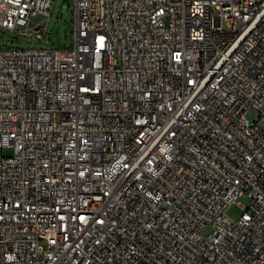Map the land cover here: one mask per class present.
<instances>
[{
	"label": "built area",
	"instance_id": "built-area-1",
	"mask_svg": "<svg viewBox=\"0 0 264 264\" xmlns=\"http://www.w3.org/2000/svg\"><path fill=\"white\" fill-rule=\"evenodd\" d=\"M73 1L71 46L0 47V264H264V0Z\"/></svg>",
	"mask_w": 264,
	"mask_h": 264
},
{
	"label": "rangeland",
	"instance_id": "rangeland-1",
	"mask_svg": "<svg viewBox=\"0 0 264 264\" xmlns=\"http://www.w3.org/2000/svg\"><path fill=\"white\" fill-rule=\"evenodd\" d=\"M74 1L73 0H56L54 7L47 19L45 32L41 36L27 37L19 31L7 30L0 28V47L17 46V47H41V46H71L73 43L74 29ZM164 21H167L164 18ZM249 120H256L258 110L250 108L246 112ZM11 148L5 149V154H11ZM249 204V198L246 193L241 194L236 201L227 208L226 214L233 220L238 219ZM213 231L212 227H205L202 233L208 234Z\"/></svg>",
	"mask_w": 264,
	"mask_h": 264
},
{
	"label": "bare ground",
	"instance_id": "bare-ground-1",
	"mask_svg": "<svg viewBox=\"0 0 264 264\" xmlns=\"http://www.w3.org/2000/svg\"><path fill=\"white\" fill-rule=\"evenodd\" d=\"M13 214V205L9 200H0V217H9Z\"/></svg>",
	"mask_w": 264,
	"mask_h": 264
}]
</instances>
